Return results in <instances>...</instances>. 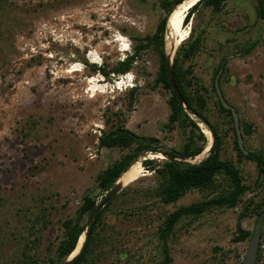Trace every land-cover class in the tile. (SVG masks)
<instances>
[{"label": "rangeland", "instance_id": "obj_1", "mask_svg": "<svg viewBox=\"0 0 264 264\" xmlns=\"http://www.w3.org/2000/svg\"><path fill=\"white\" fill-rule=\"evenodd\" d=\"M159 2L0 0V264H50V248L62 235V222L77 216L84 195L97 203L106 195L97 186L98 174L130 150L99 145L103 132L115 127L156 138L157 149L137 158L142 176L118 190L97 225L91 254L95 262L162 264L165 246L169 264H240L248 241L234 240L236 225L253 229L256 213H240L249 198L264 209V175L260 178L253 161L238 158L232 123L216 105L212 85L224 60L222 94L239 124L251 125L243 135L245 148L264 157V18L256 0H225L220 12L200 5L181 24L188 36L191 32L189 42H200L187 75L188 89L205 96V113L221 139V157L238 168L249 189L234 207L183 217L163 242L158 235L163 216L228 185L218 178L213 188L191 189L166 205L145 198L157 179L141 162L167 158L159 148L180 149L187 129L179 123L170 128V93L156 83L158 56L151 46L139 52L125 74L106 76L98 69L111 71L153 33L165 15ZM167 37L166 30V52ZM188 114L207 137L204 150L187 159L195 163L207 155L213 136L196 115ZM88 215L80 220L85 237L96 218L88 227ZM260 233L254 264H264V217Z\"/></svg>", "mask_w": 264, "mask_h": 264}, {"label": "trees", "instance_id": "obj_2", "mask_svg": "<svg viewBox=\"0 0 264 264\" xmlns=\"http://www.w3.org/2000/svg\"><path fill=\"white\" fill-rule=\"evenodd\" d=\"M184 0H160V7L164 10L165 15L157 22L152 34L144 37V42L133 49V52L118 61L116 66L111 71H104V75L109 72L116 74H125L128 72L133 62L136 60L139 52L144 48L151 46L158 56V70L156 76V83L160 84L169 93L167 101L169 108L168 123L170 128L173 124L179 123L182 127L187 129L186 140L180 149L159 148L162 154L167 158H146L141 163L143 166L151 171V175L156 177L157 184L149 189H146L145 198L154 197L155 200L161 204H170L175 202L180 196L191 189H211L217 185L218 178L226 179L228 188L223 187L219 192L213 196L194 202L186 206H180L168 214L163 216L158 225V235L163 242L173 232L177 223L183 217H196L203 214L205 211L216 207H234L240 201L241 197L249 189L248 185L242 182L238 168L233 163L221 157V139L216 128L210 123L205 110L206 98L203 93H191L188 89L191 86L187 75L191 73V60L199 50L200 42L197 38L188 41H182L175 50L172 58V75L174 82L182 96L183 101L173 93L166 71V51H165V33L166 22L173 11V9ZM258 15L264 18V0H256ZM225 4V0H197L185 13L183 23L186 24L191 17V14L200 5L210 8L213 12H220ZM251 50V47L249 48ZM187 63L186 67H183ZM224 60L220 66L216 68L214 77L218 70L223 66ZM220 76L218 78V82ZM220 86V85H219ZM137 86L131 87V93L134 94ZM212 89L216 97V105L219 109L229 116L232 123L231 130L233 132V143L237 151L239 159H246L253 161L260 173L264 175V157L257 151H248L244 154L238 147L236 133L233 125L232 115L229 109H226L221 104L214 87V80ZM188 110V111H187ZM188 112L196 115L201 122H203L210 130L213 141L208 150L207 155L198 162L186 163L183 160L193 159L199 155L206 147L207 137L203 129L199 127L197 121L192 119ZM251 125L248 123L240 124L242 136L248 133ZM99 145L102 147H121L130 148V150L122 155L118 160L110 165H107L97 176V186L102 192H108L120 175L134 163L139 156L147 150H156L154 145L157 139L154 137H141L124 127H115L103 132L99 137ZM155 148V149H154ZM172 157V159H169ZM113 196L97 213L96 218L90 227L85 240L83 242L82 250L70 261L69 264H98L95 258L91 256L93 248L97 245L96 227L104 218L105 212L109 209ZM102 199V198H101ZM97 204L96 199L86 194L77 209V216L75 218H67L62 222V235L55 245L50 248V256L48 261L50 264H58L65 261L68 255L76 247L80 235L84 232L83 225L80 220L83 216L88 215L93 207ZM260 201L256 202L249 198L244 201V206L241 211V217L248 213H256L257 216L261 214L264 209H260ZM234 240L249 241L252 236V230L242 229L240 223L236 225V233ZM262 233H260L258 248L256 252V261L259 259L260 244ZM162 264H169L170 256L167 247H163ZM31 264H36L33 261Z\"/></svg>", "mask_w": 264, "mask_h": 264}, {"label": "water", "instance_id": "obj_3", "mask_svg": "<svg viewBox=\"0 0 264 264\" xmlns=\"http://www.w3.org/2000/svg\"><path fill=\"white\" fill-rule=\"evenodd\" d=\"M171 64H172V60L169 62L168 58L166 56V71H167V77H168L170 87H171L173 93L175 94V96L179 99V101L182 102L183 101L182 96L180 95L179 90H178V88L174 82V79H173ZM220 73H221V69L218 70V72L216 73V75L214 77L215 91H216V94H217L221 104L223 105V107L226 109H229L231 112L232 119H233V125H234L236 138H237V144H238L239 149L244 154H247L248 150L244 146L243 136H242L241 129H240L238 114H237L236 110L234 109V107L230 103H228L227 100L224 98L222 91L220 89V86H219L218 78L220 76ZM169 159H172V157H169ZM182 162L187 163L188 160H183ZM262 175H263V173H260V178L262 177ZM119 189H120V186L116 185L114 183V185L106 193V195L95 205V207L92 208V210L90 211V213L88 215V219H87V226L88 227L91 226V224H92L94 218L96 217L98 211L118 192ZM263 215H264V212H262L259 215L258 221L252 230V236L250 237V239L248 241L246 251H245V253H244V255L240 261V264H254L256 261V252H257L259 238H260L261 223H262ZM84 240H85V234H84ZM82 247H83V244H82ZM82 247H81L80 251L82 250ZM70 261L71 260L66 259L65 261L58 263V264H69Z\"/></svg>", "mask_w": 264, "mask_h": 264}, {"label": "bare ground", "instance_id": "obj_4", "mask_svg": "<svg viewBox=\"0 0 264 264\" xmlns=\"http://www.w3.org/2000/svg\"><path fill=\"white\" fill-rule=\"evenodd\" d=\"M196 1L197 0H190L187 3H184L183 1L182 3L178 4L173 9V11L171 12V14L167 19L166 30L168 33V37L171 40V42L169 43L170 50L166 52V56L169 62L172 60L174 56L176 47L188 36L187 30H182L181 21L183 20L185 13ZM75 70L78 69L77 68L70 69V71H75ZM89 81L91 82L93 81V79L92 80L90 79ZM140 176H142V173L138 166V162H134L126 169V171H124L120 175V177L117 179L115 184L119 185L121 188L123 187V185L125 184L127 185V183L134 181ZM83 241H84V232L80 235L74 250L68 255L67 257L68 260H72L79 253Z\"/></svg>", "mask_w": 264, "mask_h": 264}, {"label": "flooded vegetation", "instance_id": "obj_5", "mask_svg": "<svg viewBox=\"0 0 264 264\" xmlns=\"http://www.w3.org/2000/svg\"><path fill=\"white\" fill-rule=\"evenodd\" d=\"M264 212V211H263ZM260 215V214H259ZM263 217H264V215H263ZM263 217H262V219H263ZM258 218H259V216H257V221H258ZM257 221H256V223H257ZM255 223V224H256ZM255 224H254V226H255ZM254 228V227H253ZM253 230V229H252Z\"/></svg>", "mask_w": 264, "mask_h": 264}]
</instances>
